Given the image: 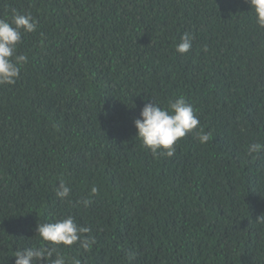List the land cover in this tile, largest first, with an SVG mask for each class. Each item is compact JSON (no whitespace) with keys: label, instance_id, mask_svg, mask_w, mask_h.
<instances>
[{"label":"trees","instance_id":"16d2710c","mask_svg":"<svg viewBox=\"0 0 264 264\" xmlns=\"http://www.w3.org/2000/svg\"><path fill=\"white\" fill-rule=\"evenodd\" d=\"M11 9L37 30L0 86V264L68 216L96 240L62 249L82 264H264V151L247 155L264 144V29L245 0H0V19ZM180 96L211 138L153 155L136 108Z\"/></svg>","mask_w":264,"mask_h":264},{"label":"clouds","instance_id":"9594fccd","mask_svg":"<svg viewBox=\"0 0 264 264\" xmlns=\"http://www.w3.org/2000/svg\"><path fill=\"white\" fill-rule=\"evenodd\" d=\"M250 6V11L255 18L259 29H264V0H245ZM11 18L0 19V86L14 85L18 80L23 67L29 63L26 54H17L18 46L26 34L37 30V21L31 14H21L16 9H11ZM192 36L184 33L175 51L181 55L188 53L192 48ZM207 51V49H205ZM138 114L133 124L136 137L141 145L150 150L153 155L172 157L176 145L187 135L195 138L200 144H206L211 133L203 129L197 131L201 118L197 117L193 106L183 96L168 101L166 108L157 103L142 104L136 108ZM193 133V134H192ZM187 141L186 139H184ZM264 151V144L253 142L247 147V155L253 156ZM98 193V188L93 186L91 194ZM71 188L63 181L56 186L55 196L60 200L67 199ZM81 203V202H78ZM87 207L90 199L82 201ZM264 221V215L258 217ZM90 232L88 227L78 225L74 218L68 216L54 222L38 223L36 236L39 238L37 246L16 250L14 252L15 264H82L80 259L69 258L62 253V249L78 245L83 252H90L96 240L86 235Z\"/></svg>","mask_w":264,"mask_h":264}]
</instances>
